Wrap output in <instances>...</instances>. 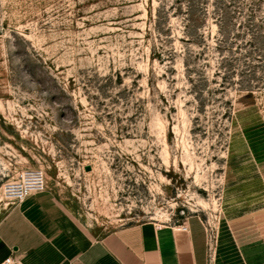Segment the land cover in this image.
<instances>
[{
    "label": "rangeland",
    "instance_id": "1",
    "mask_svg": "<svg viewBox=\"0 0 264 264\" xmlns=\"http://www.w3.org/2000/svg\"><path fill=\"white\" fill-rule=\"evenodd\" d=\"M27 167L92 234L264 243V0H0V218Z\"/></svg>",
    "mask_w": 264,
    "mask_h": 264
},
{
    "label": "crops",
    "instance_id": "2",
    "mask_svg": "<svg viewBox=\"0 0 264 264\" xmlns=\"http://www.w3.org/2000/svg\"><path fill=\"white\" fill-rule=\"evenodd\" d=\"M262 242L240 256L231 242H221L214 264H264ZM9 254L19 264H209L205 225L196 215L130 221L96 235L70 216L48 186L0 218V264Z\"/></svg>",
    "mask_w": 264,
    "mask_h": 264
},
{
    "label": "built area",
    "instance_id": "3",
    "mask_svg": "<svg viewBox=\"0 0 264 264\" xmlns=\"http://www.w3.org/2000/svg\"><path fill=\"white\" fill-rule=\"evenodd\" d=\"M47 189L45 171L41 167H27L18 171L15 178L8 180L4 184V191L9 199V204L15 205L21 202L25 197L37 192ZM200 221L205 225L203 220L198 216ZM186 228L185 224L181 225ZM206 237L207 242L209 241V231L207 226ZM208 242V251L210 250ZM210 254V252H209ZM2 264H19L17 257L13 254H9L2 261Z\"/></svg>",
    "mask_w": 264,
    "mask_h": 264
},
{
    "label": "water",
    "instance_id": "4",
    "mask_svg": "<svg viewBox=\"0 0 264 264\" xmlns=\"http://www.w3.org/2000/svg\"><path fill=\"white\" fill-rule=\"evenodd\" d=\"M90 168V165L89 164H86L85 165V169H89Z\"/></svg>",
    "mask_w": 264,
    "mask_h": 264
}]
</instances>
